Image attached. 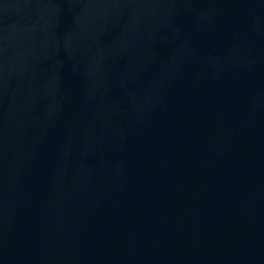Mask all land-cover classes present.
Returning <instances> with one entry per match:
<instances>
[{
	"label": "water",
	"instance_id": "obj_1",
	"mask_svg": "<svg viewBox=\"0 0 264 264\" xmlns=\"http://www.w3.org/2000/svg\"><path fill=\"white\" fill-rule=\"evenodd\" d=\"M0 264H264V0H0Z\"/></svg>",
	"mask_w": 264,
	"mask_h": 264
}]
</instances>
